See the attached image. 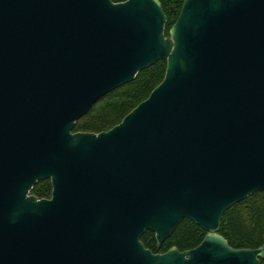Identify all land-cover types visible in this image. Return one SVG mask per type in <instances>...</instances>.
Masks as SVG:
<instances>
[{
    "label": "water",
    "instance_id": "obj_1",
    "mask_svg": "<svg viewBox=\"0 0 264 264\" xmlns=\"http://www.w3.org/2000/svg\"><path fill=\"white\" fill-rule=\"evenodd\" d=\"M0 0V264H260L218 234L264 191V0ZM159 59L108 130L73 131ZM49 179L51 195L30 193ZM196 247L153 253L183 218Z\"/></svg>",
    "mask_w": 264,
    "mask_h": 264
},
{
    "label": "trees",
    "instance_id": "obj_2",
    "mask_svg": "<svg viewBox=\"0 0 264 264\" xmlns=\"http://www.w3.org/2000/svg\"><path fill=\"white\" fill-rule=\"evenodd\" d=\"M160 2L166 15L164 33L168 35L169 28L177 18L183 0H160ZM165 69L166 61L159 59L140 70L133 80L96 100L89 111L76 121L73 131L98 133L119 123L124 115L147 98L153 88L162 81ZM30 193L38 198H49L51 195L50 180L38 181ZM219 231L233 246L239 248H253L262 244L264 240V191H256L228 208L222 215ZM203 235L204 230L185 217L161 244L157 243L150 230H146L140 239L144 246L153 252H163L171 245H175L180 250L194 246Z\"/></svg>",
    "mask_w": 264,
    "mask_h": 264
},
{
    "label": "flooded vegetation",
    "instance_id": "obj_3",
    "mask_svg": "<svg viewBox=\"0 0 264 264\" xmlns=\"http://www.w3.org/2000/svg\"><path fill=\"white\" fill-rule=\"evenodd\" d=\"M154 234V233H153ZM207 234V232L204 230V235H203V237H202V239L196 244V245H194V246H191V247H187V248H183V249H178L175 245H171L170 247H176L177 249H178V251H185V250H190V249H192V248H194V247H196L198 244H200L201 242H202V240L204 239V237H205V235ZM218 234L219 235H221L226 241H227V244L230 246V247H232V248H234V249H240L239 247H236V246H233L229 241H228V239L224 236V235H222L221 233H220V231L218 230ZM141 238V237H140ZM141 240V239H140ZM264 241V240H263ZM143 243V242H142ZM263 243V242H262ZM261 245V244H260ZM259 245V246H260ZM259 246H257V247H253V248H249V247H241V248H248V249H256V248H258ZM169 247V248H170ZM147 248V247H146ZM168 248V249H169ZM149 249V248H148ZM167 249V250H168ZM152 251V250H151ZM153 252V251H152ZM163 252H165V251H163ZM163 252H153V253H163ZM259 260H260V264H264V259H261V258H259Z\"/></svg>",
    "mask_w": 264,
    "mask_h": 264
}]
</instances>
